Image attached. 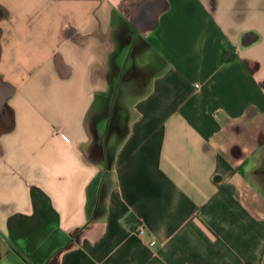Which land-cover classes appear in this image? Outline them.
Wrapping results in <instances>:
<instances>
[{
	"label": "crops",
	"instance_id": "1",
	"mask_svg": "<svg viewBox=\"0 0 264 264\" xmlns=\"http://www.w3.org/2000/svg\"><path fill=\"white\" fill-rule=\"evenodd\" d=\"M250 184L264 0H0V264H264Z\"/></svg>",
	"mask_w": 264,
	"mask_h": 264
},
{
	"label": "rangeland",
	"instance_id": "2",
	"mask_svg": "<svg viewBox=\"0 0 264 264\" xmlns=\"http://www.w3.org/2000/svg\"><path fill=\"white\" fill-rule=\"evenodd\" d=\"M252 185L250 184V185H248V186H246V192H245V200H247L248 199V197H247V195H249V193H252V192H254L256 195H259L260 194V196H261V208H262V214H264V198H263V196H262V194L261 193H259L260 191H258L257 189H255V188H252L251 187ZM255 204V203H254ZM258 211V210H257ZM260 212V213H261Z\"/></svg>",
	"mask_w": 264,
	"mask_h": 264
},
{
	"label": "built area",
	"instance_id": "3",
	"mask_svg": "<svg viewBox=\"0 0 264 264\" xmlns=\"http://www.w3.org/2000/svg\"><path fill=\"white\" fill-rule=\"evenodd\" d=\"M145 232V228L141 225L138 229V233L143 234ZM152 243H155V241H153Z\"/></svg>",
	"mask_w": 264,
	"mask_h": 264
}]
</instances>
